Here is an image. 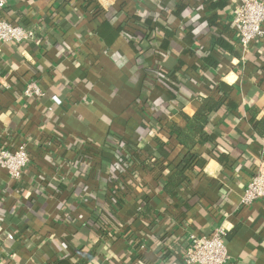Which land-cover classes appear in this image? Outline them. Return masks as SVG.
Masks as SVG:
<instances>
[{
  "label": "crops",
  "instance_id": "1",
  "mask_svg": "<svg viewBox=\"0 0 264 264\" xmlns=\"http://www.w3.org/2000/svg\"><path fill=\"white\" fill-rule=\"evenodd\" d=\"M235 1L10 0L0 9L36 31L0 52V147L26 143L31 156L20 180L0 168V264H183L189 236L221 223L229 264H264V198L241 204L264 164V38L242 49ZM134 28L147 36L132 44ZM32 80L43 96L23 95ZM208 97L221 104L217 141L193 145L205 162L169 194L170 164L186 152L172 126ZM117 140L130 183L116 181L113 204L105 158L113 164L107 146ZM81 152L94 154L83 176ZM99 189L119 223L97 232L85 205Z\"/></svg>",
  "mask_w": 264,
  "mask_h": 264
},
{
  "label": "built area",
  "instance_id": "2",
  "mask_svg": "<svg viewBox=\"0 0 264 264\" xmlns=\"http://www.w3.org/2000/svg\"><path fill=\"white\" fill-rule=\"evenodd\" d=\"M10 0H0V9L6 7ZM233 25L239 35L240 44L247 51L250 44L264 38V0H236L233 5ZM36 37L33 28L11 22L0 14V52L9 42L24 43ZM23 95L26 98H37L44 95L37 80H32L25 86ZM54 99L60 103L56 97ZM83 153V152H81ZM50 159V156L47 155ZM113 165L119 174L127 171L129 157L122 149H117L113 156ZM31 162L30 151L26 143L15 149L0 147V168L7 171L10 179L17 181ZM116 187V186H115ZM264 198V164L260 165L256 173L244 188L241 199L242 205H249ZM228 227L221 223L209 236L191 234L184 255L183 264H229L230 253L225 243ZM13 239V233H7Z\"/></svg>",
  "mask_w": 264,
  "mask_h": 264
},
{
  "label": "trees",
  "instance_id": "3",
  "mask_svg": "<svg viewBox=\"0 0 264 264\" xmlns=\"http://www.w3.org/2000/svg\"><path fill=\"white\" fill-rule=\"evenodd\" d=\"M147 36V30L142 28H134L129 30V35L127 36L129 41L134 44L137 38H141L144 40V36ZM161 71V70H160ZM158 79L164 85L169 87L170 83L168 81V76L164 75V73L158 72ZM221 108L220 102H215L211 97L203 99L202 105L198 109V111L193 115L189 116L184 114V119L186 121L184 126H179L174 124L172 126V132L176 135L179 140L180 145L183 149H185V153L181 155L180 158L173 159L170 166L173 168V172L168 178L167 182L163 183V189L169 194H173L174 189L181 182L186 180V171L194 164L202 165L205 161L204 159L199 158L196 154L192 153L190 150L196 143H206L208 141H217L216 136L212 135L210 132V126L212 123L213 114ZM259 127L262 133L264 132V120L259 121ZM125 142L122 140H117L114 144L107 148L108 151L114 153L117 149H123L125 147ZM94 154L90 152L80 153L78 159L74 162L75 173L76 175H84L86 170L89 167L91 160H93ZM106 160V161H105ZM105 162L109 165V169L107 172L108 184L109 187L106 189L107 199H112L113 204L117 201L115 195L117 192V186L119 182L120 185L129 184L130 181L127 178H121L119 174V170L116 166L111 164L112 162L105 158ZM99 173V171H98ZM120 178V180L118 179ZM117 183V185H116ZM119 186V185H118ZM109 192V195H108ZM99 193V194H98ZM102 191L99 189L97 193L93 192L90 195V200H92L93 205L88 206L85 205L91 211V217L89 221V225L94 228L95 231H103L110 227L112 221L118 222L115 217V213L112 209H102L100 202L102 199ZM105 193V190H104Z\"/></svg>",
  "mask_w": 264,
  "mask_h": 264
}]
</instances>
